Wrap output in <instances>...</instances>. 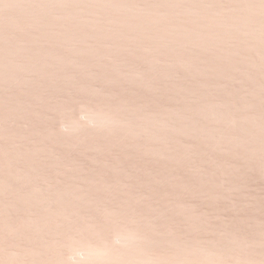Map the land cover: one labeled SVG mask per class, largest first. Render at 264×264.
<instances>
[{"label": "rangeland", "instance_id": "374dc122", "mask_svg": "<svg viewBox=\"0 0 264 264\" xmlns=\"http://www.w3.org/2000/svg\"><path fill=\"white\" fill-rule=\"evenodd\" d=\"M0 264H264V0H0Z\"/></svg>", "mask_w": 264, "mask_h": 264}]
</instances>
